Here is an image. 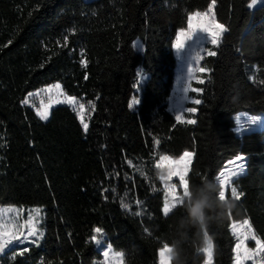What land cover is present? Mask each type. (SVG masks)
Wrapping results in <instances>:
<instances>
[{
    "label": "trees",
    "instance_id": "obj_1",
    "mask_svg": "<svg viewBox=\"0 0 264 264\" xmlns=\"http://www.w3.org/2000/svg\"><path fill=\"white\" fill-rule=\"evenodd\" d=\"M210 3L0 0V206L41 207L44 230L39 245H12L0 264H98L96 227L123 253V264H156L187 214L183 205L162 214L155 165L161 155L184 151L193 153L189 185L219 183L227 161L246 158V172L232 181L243 195L228 192L234 207L204 230L213 264H233V221L249 219L264 240V128L242 135L234 129L237 113L264 111V2L253 9L251 0H216L213 12L228 31L218 47L209 46L217 55L202 57L207 72L197 84L196 123L179 122L168 109L176 33ZM140 74L146 78L139 84ZM51 83L92 104L86 133L68 105L52 107L47 121L22 105ZM186 231L181 260L203 264V233Z\"/></svg>",
    "mask_w": 264,
    "mask_h": 264
},
{
    "label": "rangeland",
    "instance_id": "obj_2",
    "mask_svg": "<svg viewBox=\"0 0 264 264\" xmlns=\"http://www.w3.org/2000/svg\"><path fill=\"white\" fill-rule=\"evenodd\" d=\"M263 2L264 0H259L256 6H258L259 4ZM255 7H253V9ZM207 9L204 11H199V12H206ZM194 23H195V20H194ZM187 29H188V24L186 25L185 28L179 29L176 33L175 39L172 44V50H173V54L175 57V67H174L173 83L171 86L170 95L168 97V109L174 115V117H176L177 114L181 116L182 119L179 122H183L186 120H193L194 113H188L187 109L195 108L196 106L194 101L198 99L197 94L200 92V91H196L197 89H199V87H197V84L201 83L200 81H204V74L207 72L206 69L204 72L199 71V69L202 68L200 65L201 60H202V57L206 55L208 51H211V48L209 47L211 46L210 38L205 33L199 32V31L190 40H185V37L181 36L179 43L183 47L181 50L177 51V48H176L177 39L176 38L180 34L181 30H183L186 33ZM134 46L137 50L142 49L141 41L139 39H135ZM190 68H191V73H189ZM145 78L146 76L140 74L138 78V83L139 84L142 83ZM56 84H59V83H51L49 85L42 86L34 91L29 92L25 96V98L22 100L21 102L22 105L25 107L31 108L36 113L37 116H38L37 114L38 111H42L45 107H47L48 111L50 112L51 108L56 105H60V104L68 105L69 107L73 109V111L75 112L76 116L78 117L83 127V123H87V118L89 117V114L92 111V104L83 103L82 101L76 98H75V106H73V104L66 103L65 101L67 100V98L71 96H68L65 93V91L62 89L60 84H59L60 85L59 89L53 87ZM184 89H188V91L185 92ZM57 100H59L60 103H57ZM25 101L27 102L25 103ZM135 102H136L135 100L130 101L131 105L135 104ZM79 105H83L82 111L79 109ZM81 117H83V121L81 120ZM253 118H257L255 123H252ZM263 128H264V111L259 114H252L248 111H241L237 113L235 116V128L234 129L238 135H242L243 133H247L250 131L262 130ZM237 129H239V131H237ZM180 156L173 157V158H179ZM232 161H235V157L227 161V163L224 165V167L221 169L220 172L228 173L229 169L232 167L230 163ZM158 162H159V158L157 160V163ZM243 163L245 164V161ZM158 170H159V177L161 174L167 175V171H168L167 168H158ZM235 178L236 177L232 178V181ZM161 182H162V186H163L165 198H166L167 192L165 190V181L161 180ZM167 183L176 184L177 191L182 194V187L179 183V177L174 176L171 178V180L167 181ZM231 187H233L232 182H231V185L227 187L226 194L228 192L231 194ZM164 202H165V199H164ZM242 221H235V222L240 223ZM30 222L35 224V227L38 233L44 234V230L42 227L43 212H42L41 207H38V206L24 207V206H15V205L0 206V223L8 225L16 233V235L20 236L21 240H23L24 236H28ZM94 235L97 237L98 240H100V244H97L95 241L92 240L94 245L96 246V248L101 254V260H99L97 263L98 264H120V260L116 257L115 254L122 253V252L115 251L112 249V247L108 248L109 244L105 240L106 236L103 232L97 234L94 231L93 236ZM42 237H29V240L24 241V243H31V240L38 239V243L36 245H39ZM16 243H20V242L15 241L13 244H16ZM246 244L249 249L255 248L254 240L249 239L246 241ZM12 245H10V247ZM105 251L109 252L108 257L104 256ZM122 262H123V257H122ZM156 264H159V250H158ZM203 264H205V262ZM246 264H264V260H262L261 256L258 254L257 257L255 258V261L250 260V261H247Z\"/></svg>",
    "mask_w": 264,
    "mask_h": 264
},
{
    "label": "snow or ice",
    "instance_id": "obj_3",
    "mask_svg": "<svg viewBox=\"0 0 264 264\" xmlns=\"http://www.w3.org/2000/svg\"><path fill=\"white\" fill-rule=\"evenodd\" d=\"M259 0H251L249 8H253L258 4ZM216 4V0H211V3L208 5V9L206 12H193L189 14L187 18L188 29L185 33L183 30L180 31V34L177 36V51L182 49V45L179 43L180 37L184 36L185 40H190L194 37V35L199 31L205 33L210 38V44L213 47H218L222 41L224 34L228 31L224 24L218 23L216 19V15L213 12V7ZM195 20V23H194ZM208 56H215L217 53L215 51H208ZM200 72H204L205 69L200 68ZM189 73H191V68L189 69ZM203 83V81H200ZM53 87L59 89L60 85L56 84ZM185 92L188 89H184ZM196 91H200L197 89ZM27 101H25L26 103ZM68 104H73L75 106V97H68L65 101ZM57 103H60L57 100ZM138 104L139 101H136ZM195 104L199 105L201 101L199 99L194 101ZM79 109L83 110V105H79ZM188 113H195L196 108H188ZM38 116L41 120L47 121L49 119V111L48 108L45 107L42 111H38ZM175 119L177 121H181V116L179 114L176 115ZM257 118H253L252 123L256 122ZM83 121V117H81ZM187 124H195V120H186L183 121ZM88 124L83 123V130L86 133L88 131ZM239 131V129H237ZM157 143H159L157 141ZM193 154L189 151H184L183 154L179 158H173L168 155H161L159 157V162L155 165L157 168H167V175L161 174L160 179L165 181V190L167 192V196L165 198V202L162 207V214L167 217L178 205L182 206L184 203V198L189 195L188 186L189 181L186 178L190 169V165L192 163ZM245 157L243 155H237L235 157V161L230 162L232 167L229 169L228 173L220 172V174L216 177L219 181V184L222 188L220 192V198H226V189L229 185H231L232 178L238 177L239 175L245 172ZM130 163V162H129ZM179 177V183L182 187V194L177 191L176 184H168L167 181L171 180L172 177ZM243 195L242 192H237L235 187H231V196L235 199H239ZM139 203V202H137ZM122 207L125 209L129 208L128 204H123ZM139 215V213H136ZM230 230L237 242L235 244L234 252V264H246L247 261H255V258L259 254L261 259L264 260V240L258 238L255 235V230L253 229L250 221L248 219L243 220L240 223L233 221L230 225ZM95 233L99 234L102 232V229L97 227L94 229ZM23 235V234H21ZM42 233H38L34 223L30 222L29 234L28 236H24L23 240L20 239V236L16 235V233L6 224L0 223V254H4L8 246L12 245L15 241H19L21 244L24 241L29 240V237H42ZM255 241V248L249 249L247 247V240ZM92 240L97 244H100V240L94 235L92 236ZM32 244H37L38 239L31 240ZM108 248H111L108 245ZM27 249L21 250L18 253L13 254V258L15 255L23 256ZM205 254V264H213V244L211 239L208 237L205 232V246L200 249ZM171 252V248L164 244L159 249V264H171V256L169 253ZM116 257L120 260V264L122 262V253H116ZM104 256L108 257L109 252L105 251Z\"/></svg>",
    "mask_w": 264,
    "mask_h": 264
},
{
    "label": "clouds",
    "instance_id": "obj_4",
    "mask_svg": "<svg viewBox=\"0 0 264 264\" xmlns=\"http://www.w3.org/2000/svg\"><path fill=\"white\" fill-rule=\"evenodd\" d=\"M221 191L222 188L215 179H204L199 185H189V195L185 197L183 204L187 215L180 221L181 235L173 239L170 245L171 264H185V260H181V249L188 237L187 228L194 227L203 233L201 244L204 247V230L209 223L234 207L233 202L220 198Z\"/></svg>",
    "mask_w": 264,
    "mask_h": 264
},
{
    "label": "crops",
    "instance_id": "obj_5",
    "mask_svg": "<svg viewBox=\"0 0 264 264\" xmlns=\"http://www.w3.org/2000/svg\"><path fill=\"white\" fill-rule=\"evenodd\" d=\"M16 244H20V243H16ZM16 244H13V245H16ZM9 247H10V246H8V248H9ZM8 248H7V249H8ZM234 255H235V253H234ZM205 259H206V257H205ZM204 262H205V261H204ZM233 264H234V261H233Z\"/></svg>",
    "mask_w": 264,
    "mask_h": 264
}]
</instances>
